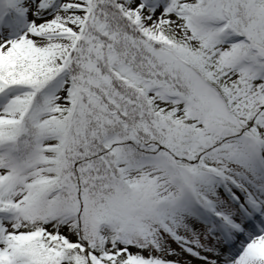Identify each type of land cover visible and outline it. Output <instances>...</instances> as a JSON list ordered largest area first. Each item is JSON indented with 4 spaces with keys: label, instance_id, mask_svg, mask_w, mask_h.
<instances>
[{
    "label": "snow or ice",
    "instance_id": "snow-or-ice-1",
    "mask_svg": "<svg viewBox=\"0 0 264 264\" xmlns=\"http://www.w3.org/2000/svg\"><path fill=\"white\" fill-rule=\"evenodd\" d=\"M0 264H264V0H0Z\"/></svg>",
    "mask_w": 264,
    "mask_h": 264
}]
</instances>
